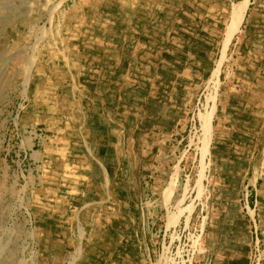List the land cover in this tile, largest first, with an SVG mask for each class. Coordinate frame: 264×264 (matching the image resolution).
Masks as SVG:
<instances>
[{"label":"rangeland","instance_id":"obj_1","mask_svg":"<svg viewBox=\"0 0 264 264\" xmlns=\"http://www.w3.org/2000/svg\"><path fill=\"white\" fill-rule=\"evenodd\" d=\"M0 49V264H95L51 218L80 180L53 152L105 131L58 116L101 91L129 98L124 143L144 134L129 264H264V0H1Z\"/></svg>","mask_w":264,"mask_h":264},{"label":"crops","instance_id":"obj_2","mask_svg":"<svg viewBox=\"0 0 264 264\" xmlns=\"http://www.w3.org/2000/svg\"><path fill=\"white\" fill-rule=\"evenodd\" d=\"M99 88L103 89V86ZM106 95L103 91L96 93V96L93 95L90 98L87 107L81 106L85 104L86 98L81 103L73 98V105H71V99L59 101V120L71 118L74 122L99 121L106 132L100 129L97 134L96 132L90 134L89 128L86 129L89 132L75 131L69 137L74 141V145H64L61 143L65 141L63 140L55 146L57 150L53 153L67 154L66 160H62L59 155L55 162L58 165L66 164L69 167L66 175H75L80 180L76 183L66 180L63 192L68 200L65 201V205L57 207L59 210L56 214L52 213L51 218L57 217L58 220V216H61L65 219H75V232H84L86 234L84 242L90 245V241H94L96 250L99 249L95 264H129L130 235L142 229L138 221L140 214L137 210L130 208V196L133 185L139 177L132 175V169L136 167L140 169L146 161L143 155L145 149L139 148L143 145L139 138L141 137L142 140L144 134L137 132V136H133V139L138 140V145L130 146L129 141L128 144L124 143V140L120 138V133L123 131L115 133V129L110 127L109 122L126 112L129 98L125 101L121 95L119 97L121 101H119ZM63 104H65V112H62ZM131 113L133 110L129 107V114ZM137 113L141 115V112ZM115 138L116 140L118 138L117 142H114ZM153 147L154 145L152 149ZM45 151L46 148H43L42 152L45 153ZM53 153L49 155V162L53 160L51 157L54 159L56 157ZM62 206L65 207V211L61 209ZM56 225L59 227V232H64V225L60 223ZM60 226L63 228L60 229ZM67 241L63 238L61 242H55L59 248V254L67 246L65 245Z\"/></svg>","mask_w":264,"mask_h":264},{"label":"bare ground","instance_id":"obj_3","mask_svg":"<svg viewBox=\"0 0 264 264\" xmlns=\"http://www.w3.org/2000/svg\"><path fill=\"white\" fill-rule=\"evenodd\" d=\"M7 1H8V0H7ZM23 1H25V0H23ZM27 1H29V0H27ZM2 2H3V1H2ZM0 3H1V0H0ZM24 3H25V2H24ZM26 3H27V2H26ZM12 4H13V3H12ZM4 5H5V4H4ZM5 6H6V5H5ZM9 7H10V6H9ZM3 11H5V10H3ZM27 13H28V12H27ZM50 13H51V12H50ZM48 16H49V15H48ZM5 43H6V42H5ZM1 48H2V47H1ZM4 49H5V48H4ZM8 49H9V48H8ZM8 49H7L5 52L3 51L4 53L1 54V55H3L5 58L8 57V56L14 55V52H15V51H13V49H12V50H8ZM0 50H1V49H0ZM1 52H2V51H1ZM3 62H4V61H3ZM5 63H7V62H5ZM5 66H6V65H5ZM5 66H4V64H1V61H0V74H1L0 77H2V75H3L2 73H3V72H6V71H8V70H11V69H9L11 66H10L9 68H6ZM11 68H12V67H11ZM22 74H23V73H22ZM4 78H6V77H4ZM7 79H8V78H7ZM7 79H6V80H7ZM7 81H8V80H7ZM4 83H6V82H4ZM7 83H8V82H7ZM2 84H3V83H2ZM0 85H1V84H0ZM3 86H4V85H3ZM1 90H3V89H1ZM0 92H1V91H0ZM0 94H1V93H0ZM6 257H7V256H6ZM11 258H12V257H11Z\"/></svg>","mask_w":264,"mask_h":264}]
</instances>
